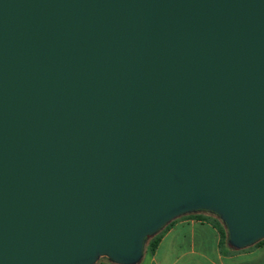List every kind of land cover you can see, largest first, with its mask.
<instances>
[{"label":"water","instance_id":"95a60500","mask_svg":"<svg viewBox=\"0 0 264 264\" xmlns=\"http://www.w3.org/2000/svg\"><path fill=\"white\" fill-rule=\"evenodd\" d=\"M200 211L264 239V0H0V264H135Z\"/></svg>","mask_w":264,"mask_h":264},{"label":"crops","instance_id":"0c3cea01","mask_svg":"<svg viewBox=\"0 0 264 264\" xmlns=\"http://www.w3.org/2000/svg\"><path fill=\"white\" fill-rule=\"evenodd\" d=\"M212 216L200 211L173 219L160 232L148 259L135 264H264V239L233 248L226 237L221 239ZM98 260L94 264H115L105 257Z\"/></svg>","mask_w":264,"mask_h":264},{"label":"trees","instance_id":"16d2710c","mask_svg":"<svg viewBox=\"0 0 264 264\" xmlns=\"http://www.w3.org/2000/svg\"><path fill=\"white\" fill-rule=\"evenodd\" d=\"M214 221H215L214 224H215L217 230L219 231L221 239H225L226 231H225L224 227L221 224H219L216 219ZM158 237H159V235L154 236L151 240H149V242L146 246V249L148 251H152L154 249V246L158 241Z\"/></svg>","mask_w":264,"mask_h":264},{"label":"rangeland","instance_id":"374dc122","mask_svg":"<svg viewBox=\"0 0 264 264\" xmlns=\"http://www.w3.org/2000/svg\"><path fill=\"white\" fill-rule=\"evenodd\" d=\"M213 216L212 217H215L217 219V217L212 214ZM164 229V227H162L161 229H159L156 233H154L153 235H151L150 237L147 238V240L143 243V248H142V254H141V258H140V261L141 263L145 262L147 259H148V256H149V251L146 249V246L149 242V240H151L154 236H157L160 234V232ZM103 257H100L98 261L102 260Z\"/></svg>","mask_w":264,"mask_h":264}]
</instances>
